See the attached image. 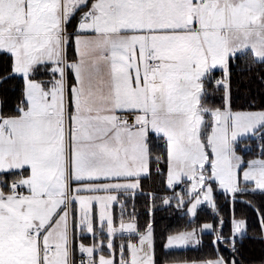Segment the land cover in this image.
Instances as JSON below:
<instances>
[{
  "label": "snow or ice",
  "instance_id": "1",
  "mask_svg": "<svg viewBox=\"0 0 264 264\" xmlns=\"http://www.w3.org/2000/svg\"><path fill=\"white\" fill-rule=\"evenodd\" d=\"M0 58L22 82L0 110V264H244L264 107L234 108L231 66H264V0H0ZM154 177L192 218L159 246L136 211ZM209 233L213 254L186 258Z\"/></svg>",
  "mask_w": 264,
  "mask_h": 264
},
{
  "label": "trees",
  "instance_id": "2",
  "mask_svg": "<svg viewBox=\"0 0 264 264\" xmlns=\"http://www.w3.org/2000/svg\"><path fill=\"white\" fill-rule=\"evenodd\" d=\"M9 73V62L0 58V110L13 113L22 99V82L19 78H7ZM231 83L234 108L238 110L252 108L255 110L264 107V66L255 65L249 68L246 61L233 64L231 66ZM252 147L253 153L250 156L255 154V142H252ZM143 188L145 192L157 193V199L155 201V209L150 210L148 206L150 201L143 196L137 197L136 211L138 213L139 226L143 228L149 219H153L159 246L161 238L170 231L188 226L192 218L184 215L175 209L174 206L169 207L160 202V197L166 194L161 178L154 177L144 180ZM245 198L252 200L254 207L243 202H237L235 205L236 216L245 218L250 225L249 238L244 239L239 245L242 260L244 264H261V261L264 260V234L259 230L258 214L255 209L264 211V196L257 195ZM217 203L219 205V214L226 221L224 231L227 233L229 230L227 222L230 218L232 206L230 201L220 193H217ZM150 211L152 213L151 216ZM214 217L215 213L207 205H202L195 218V223L196 225H201L205 222H214ZM212 238L210 233L205 234L203 246L188 249L186 258L201 259L212 255ZM221 250L225 256L229 254L227 249L222 248Z\"/></svg>",
  "mask_w": 264,
  "mask_h": 264
},
{
  "label": "rangeland",
  "instance_id": "3",
  "mask_svg": "<svg viewBox=\"0 0 264 264\" xmlns=\"http://www.w3.org/2000/svg\"><path fill=\"white\" fill-rule=\"evenodd\" d=\"M255 110H258V109H255Z\"/></svg>",
  "mask_w": 264,
  "mask_h": 264
}]
</instances>
